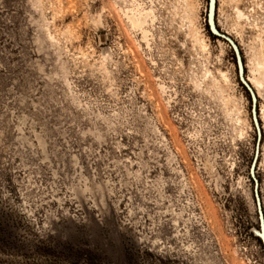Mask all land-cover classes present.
I'll list each match as a JSON object with an SVG mask.
<instances>
[{
	"label": "rangeland",
	"instance_id": "1",
	"mask_svg": "<svg viewBox=\"0 0 264 264\" xmlns=\"http://www.w3.org/2000/svg\"><path fill=\"white\" fill-rule=\"evenodd\" d=\"M208 3L0 0V264H264ZM216 22L264 214V0Z\"/></svg>",
	"mask_w": 264,
	"mask_h": 264
},
{
	"label": "water",
	"instance_id": "2",
	"mask_svg": "<svg viewBox=\"0 0 264 264\" xmlns=\"http://www.w3.org/2000/svg\"><path fill=\"white\" fill-rule=\"evenodd\" d=\"M216 12H217V0H209L208 3V13H207V22L209 24V27L211 31L213 32L214 35L221 37L225 39L231 48L233 49L235 56H236V65H237V70H238V75L239 79L242 83V85L247 89L251 96V101H252V120L254 123V126L257 131V144H256V155L254 157V161L252 163L251 171H252V177L255 181V197H256V205L259 211V216H260V230L257 231V234L259 237H261L262 242L264 244V214L262 211V199L259 194V183L257 178L255 177V169L258 161V156L260 153L261 149V134H262V128L260 126V121H259V114H258V96L256 94V91L252 87L251 83L248 81L246 74H245V65L242 59V54L240 52V47L236 43V41L226 32H223L217 25L216 22Z\"/></svg>",
	"mask_w": 264,
	"mask_h": 264
},
{
	"label": "bare ground",
	"instance_id": "3",
	"mask_svg": "<svg viewBox=\"0 0 264 264\" xmlns=\"http://www.w3.org/2000/svg\"><path fill=\"white\" fill-rule=\"evenodd\" d=\"M237 12H238V17L239 18H244L245 17V13L242 11V10H240L239 8H237ZM247 16V15H246ZM140 22V21H139ZM224 32V31H223ZM227 33V32H226ZM237 43V42H236ZM248 79V81L249 82H251V85H252V87L254 86L252 83H254L253 82V80L250 78V77H248L247 78ZM253 88H255V87H253ZM258 88V87H257ZM255 91H256V88L254 89ZM257 92V91H256ZM258 93V92H257ZM256 93V94H257ZM258 96V95H257ZM259 231V230H258Z\"/></svg>",
	"mask_w": 264,
	"mask_h": 264
},
{
	"label": "trees",
	"instance_id": "4",
	"mask_svg": "<svg viewBox=\"0 0 264 264\" xmlns=\"http://www.w3.org/2000/svg\"><path fill=\"white\" fill-rule=\"evenodd\" d=\"M207 27H208V29L210 30V32H211V34H213V32L211 31V29H210V27H209V24L207 23ZM234 55H235V53H234ZM237 61H236V56H235V63H236ZM246 89V88H245ZM246 91H247V89H246ZM247 94H248V96H249V98H250V100H251V96H250V94H249V92L247 91ZM260 238V240H261V242H262V239H261V237H259ZM262 244H263V242H262ZM263 247H264V244H263Z\"/></svg>",
	"mask_w": 264,
	"mask_h": 264
}]
</instances>
